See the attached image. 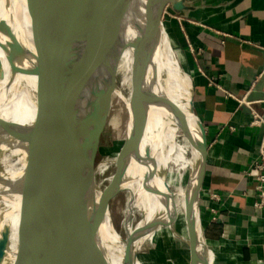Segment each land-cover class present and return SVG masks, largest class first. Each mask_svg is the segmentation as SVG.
<instances>
[{
  "label": "water",
  "instance_id": "water-1",
  "mask_svg": "<svg viewBox=\"0 0 264 264\" xmlns=\"http://www.w3.org/2000/svg\"><path fill=\"white\" fill-rule=\"evenodd\" d=\"M207 2L33 0L32 57L31 50L23 46L12 28L8 29L11 45L1 47L6 51V62L13 74L35 78L34 124L30 130H21L20 135L12 132L17 141L27 144L19 193L24 197L33 188L41 187L45 209L65 254L63 264H109L103 233L107 223L116 231L111 204L121 193H126L129 211V193L123 189L121 178L131 162L129 159L139 149L149 115L157 106V79L149 69L157 62L162 36L165 34L172 43L164 21L165 14L194 19V14L205 9ZM126 51L131 53L132 62L128 86L123 90V94L130 98L128 106L117 95L125 79L121 64ZM176 62L189 80L190 115L199 128V136L195 137L187 124L188 133L185 134L190 147L199 155L187 184L189 186L191 180L194 182L185 212L187 262L207 264L203 249L209 247L200 201L207 169L208 141L205 126L195 110L193 78L178 58ZM0 76H3L1 60ZM114 97L127 111V132L113 161L114 174L103 189L97 176L100 169L97 157ZM255 98L258 95L250 94L247 102ZM243 110L247 112L245 107ZM0 126L10 128L2 119ZM4 180H0L2 188L9 186ZM128 218V215L124 218L125 264H142L140 250L127 233ZM9 240V231L6 230L0 236V264L6 256ZM14 264H30L20 241Z\"/></svg>",
  "mask_w": 264,
  "mask_h": 264
},
{
  "label": "bare ground",
  "instance_id": "bare-ground-1",
  "mask_svg": "<svg viewBox=\"0 0 264 264\" xmlns=\"http://www.w3.org/2000/svg\"><path fill=\"white\" fill-rule=\"evenodd\" d=\"M32 6L33 0H0V60L3 64V76H0V119L13 129L8 132L9 127L0 126V180L5 179L4 183L8 182L9 185L6 188L0 187V236L6 230L10 236L3 264L15 263L19 241L30 264H63L65 254L45 209L41 187L33 188L24 197L19 193L25 171L27 144L17 141L12 132L20 135L21 130H30L35 118L21 114L15 89L19 87L20 90L26 86L25 93L27 92L32 97L31 101H34L35 78L13 74L9 63L6 62V51L1 48L8 43L11 45L8 36L10 28L20 41H24L26 28L32 23L31 19L33 21ZM176 60L177 56L164 34L157 62L149 69V72L155 73L157 79V106L153 107L149 115L139 149L129 159L131 162L126 161L130 164H127L121 180L124 181L123 189L129 193L131 202L129 212L127 211L130 219L127 233L135 247L139 249L144 238L151 233H155V236H164L166 233L171 245L180 244L188 258L185 212L194 182L191 180L189 186H182L181 176L187 170L193 174L199 158L185 137L186 132L188 133L186 125L189 124V131L195 137L199 136V128L190 115L189 80L180 71ZM32 65L33 63L30 64ZM119 89L122 95L118 98L124 102V96V103L128 106L129 96L123 94L124 89ZM26 108L23 109L24 112H27ZM171 125L180 131L185 144L180 145L177 142L178 133L173 131ZM133 126L131 119L130 127ZM133 130L134 128L130 133ZM167 140L172 141L173 153L182 160L178 174L173 173L171 169H165L164 166L168 158ZM180 207L184 208L183 215ZM135 209L143 215V219L133 226L131 222ZM182 218L184 229H179L181 233L185 232L184 236L179 235L173 228L177 220L179 227ZM177 235L181 236V239H178ZM124 239L110 223L106 224L103 242L109 264H125ZM203 253L207 264H211L209 249H203Z\"/></svg>",
  "mask_w": 264,
  "mask_h": 264
},
{
  "label": "crops",
  "instance_id": "crops-1",
  "mask_svg": "<svg viewBox=\"0 0 264 264\" xmlns=\"http://www.w3.org/2000/svg\"><path fill=\"white\" fill-rule=\"evenodd\" d=\"M194 16L165 24L206 129L200 211L211 264H264V205L250 174L264 138L253 124V111L264 119V0H208Z\"/></svg>",
  "mask_w": 264,
  "mask_h": 264
},
{
  "label": "rangeland",
  "instance_id": "rangeland-1",
  "mask_svg": "<svg viewBox=\"0 0 264 264\" xmlns=\"http://www.w3.org/2000/svg\"><path fill=\"white\" fill-rule=\"evenodd\" d=\"M32 14V13H31ZM169 14H165V23L166 19L168 18ZM32 18V16H31ZM31 24L28 25L26 28V35H24V41L21 43L24 47H27L31 50L30 54H33V21L31 19ZM166 25V24H165ZM170 35V34H169ZM171 37V36H170ZM172 40V39H171ZM172 42V41H171ZM172 48L175 55L177 56L180 64L181 62V55L180 52L177 51L173 42ZM32 56V55H31ZM123 64H121V71L125 76L124 81L121 83L120 87L124 89L128 82V73L131 70L132 62H131V53L126 51L123 55ZM27 81V80H26ZM25 81V83H26ZM126 85V86H125ZM119 87V88H120ZM26 86L19 90V87L15 89V93L19 99V106L22 115L33 116L35 118L36 115V105L34 101H31L32 97H30L27 92L25 93ZM14 93V94H15ZM120 89L117 92L118 97H120ZM122 95V94H121ZM88 97V95H87ZM124 102L126 101L125 97L122 96ZM127 106V105H126ZM27 107V108H26ZM24 108L27 109V112H24ZM127 122H128V114L125 109V106L122 102H120L116 97H114L111 117L109 120L108 127L106 129L105 134L103 135L101 141V149L99 151L97 157V164L100 166L99 172L97 174L98 180L101 184V187L104 189L108 183L110 182L111 176L114 174L115 165L113 161L115 160L120 147L126 137L127 132ZM171 128L174 132L178 133L177 142L180 145L185 144V139L182 137L180 131L171 125ZM168 147V148H167ZM173 143L170 140H167L166 144V153H167V160L165 161V169H171L173 173L178 174L180 171L182 160H180L177 155L173 153ZM177 158H176V157ZM169 159V160H168ZM175 161V162H174ZM108 162V163H107ZM106 170V171H105ZM106 172V173H104ZM190 178V170H187L181 176V184L182 186H187L188 180ZM127 194L121 193L115 200H113L111 204V214L113 219V224L116 228L117 233H119L122 237H125V228H124V218L128 215L127 213ZM180 207L182 215L184 214V208ZM129 212V211H128ZM180 212V213H181ZM131 224L136 226L138 222L143 219V215L138 213V210L135 209L134 216H132ZM129 220V219H128ZM184 223V218H182V223L178 227V220L174 223L173 228L175 231L179 232V235L184 236L181 233L180 229H184L182 225ZM129 224H127V227ZM180 228V229H179ZM155 233H151L144 240L140 245V261L142 264H188L187 263V253L185 254V250L183 249L180 244L171 245L169 237L166 233L164 236H155ZM177 235L178 239H181V236ZM186 246V244L184 243ZM188 259V258H187Z\"/></svg>",
  "mask_w": 264,
  "mask_h": 264
},
{
  "label": "built area",
  "instance_id": "built-area-1",
  "mask_svg": "<svg viewBox=\"0 0 264 264\" xmlns=\"http://www.w3.org/2000/svg\"><path fill=\"white\" fill-rule=\"evenodd\" d=\"M254 121L253 124L264 127V119L262 116L253 111ZM250 174L254 178L257 189L259 192V203L258 205H264V138L260 145L259 157L250 167Z\"/></svg>",
  "mask_w": 264,
  "mask_h": 264
}]
</instances>
